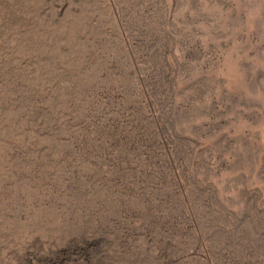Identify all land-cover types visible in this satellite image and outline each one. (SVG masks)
I'll use <instances>...</instances> for the list:
<instances>
[{
    "label": "rangeland",
    "instance_id": "1",
    "mask_svg": "<svg viewBox=\"0 0 264 264\" xmlns=\"http://www.w3.org/2000/svg\"><path fill=\"white\" fill-rule=\"evenodd\" d=\"M0 264H264V0H0Z\"/></svg>",
    "mask_w": 264,
    "mask_h": 264
}]
</instances>
